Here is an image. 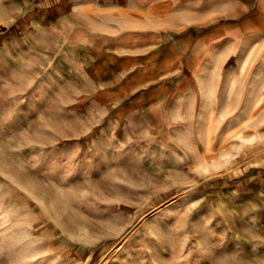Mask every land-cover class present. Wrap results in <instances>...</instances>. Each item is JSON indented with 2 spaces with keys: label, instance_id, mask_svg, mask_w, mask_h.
<instances>
[{
  "label": "rangeland",
  "instance_id": "1",
  "mask_svg": "<svg viewBox=\"0 0 264 264\" xmlns=\"http://www.w3.org/2000/svg\"><path fill=\"white\" fill-rule=\"evenodd\" d=\"M49 7L0 0V264H264V59L238 80L245 120L175 129L184 165L74 172L72 120H48L58 93L16 61Z\"/></svg>",
  "mask_w": 264,
  "mask_h": 264
},
{
  "label": "crops",
  "instance_id": "2",
  "mask_svg": "<svg viewBox=\"0 0 264 264\" xmlns=\"http://www.w3.org/2000/svg\"><path fill=\"white\" fill-rule=\"evenodd\" d=\"M52 2L54 19L27 28L16 61L58 93L48 120H72L74 161L64 163L74 172L169 171L186 156L177 127L247 118L240 93L253 90L238 80L264 59V0Z\"/></svg>",
  "mask_w": 264,
  "mask_h": 264
}]
</instances>
